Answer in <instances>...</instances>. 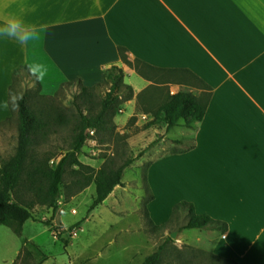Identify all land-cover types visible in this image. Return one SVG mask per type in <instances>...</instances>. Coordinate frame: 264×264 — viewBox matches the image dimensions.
Instances as JSON below:
<instances>
[{
    "label": "crops",
    "instance_id": "1",
    "mask_svg": "<svg viewBox=\"0 0 264 264\" xmlns=\"http://www.w3.org/2000/svg\"><path fill=\"white\" fill-rule=\"evenodd\" d=\"M12 13H22L39 30L27 45L0 37V123L13 116L10 87L22 66L38 75L43 95H52L43 93L45 84L54 92L75 79L93 87L113 66L122 68L124 83L135 92L123 119L135 115L140 97L156 87L208 100L204 118L193 128L181 120L167 131L166 124V137L145 155L146 178L156 194L146 213L156 227L166 219L154 212L161 207L155 180L160 175L166 217L174 203L187 200L196 213L228 224L224 233L178 230L181 243L238 264H264V0H0V25ZM150 70L182 78L159 81ZM190 77L200 85L193 86ZM176 127L180 134L170 135ZM188 138L193 145L184 149ZM119 186L99 205L108 201L118 212L108 209L109 223L92 226L99 217L94 210L84 224L87 233L113 222L129 231L136 227L130 214L140 202L126 192L121 204ZM52 213L49 220L55 223ZM49 227L53 239L69 249ZM33 243L40 246L25 232L3 243L9 264ZM61 257L58 264H67ZM39 264L56 263L49 258Z\"/></svg>",
    "mask_w": 264,
    "mask_h": 264
},
{
    "label": "rangeland",
    "instance_id": "2",
    "mask_svg": "<svg viewBox=\"0 0 264 264\" xmlns=\"http://www.w3.org/2000/svg\"><path fill=\"white\" fill-rule=\"evenodd\" d=\"M130 64L133 65V62ZM137 64V62L134 63V65ZM148 72L159 81L167 79L177 81L178 78H182L181 75L163 73L162 71L150 70ZM189 79L193 86L200 85L194 78L190 77ZM82 83L66 85L60 93L54 92V87L50 88L45 84L43 93L52 95H43L35 79L26 76L25 81H19L15 87L14 97L20 98L27 92L31 109L41 122L46 123L44 129L40 131L38 137L29 147V154L25 160L19 182L11 192L14 201L26 205L36 213L38 219L33 218L35 221H28L23 234L25 232L26 238H33L40 246L34 243L26 245L30 253L27 254V251H24L15 264H39L49 258L50 261L58 264L61 256L64 255L68 260L67 264H142L164 243L165 248L162 251L163 256L160 264H223L209 250L192 244H183L178 237H171L174 231L180 230L179 227L188 221V216L182 213L177 218H173L176 205L187 200L174 203L170 208V215L166 217L167 209L162 206L165 202L161 194L160 175L155 177V180L157 181V190L160 192L157 204L161 207H154V212L159 219L163 217L166 219L163 223L156 224L157 227H155L151 225H155V222L150 216V212L146 213L147 204L154 199L156 194L150 188L146 178L149 164L144 162V157L156 145L155 141L159 142L167 135V122L163 120L160 108L173 95L161 87L153 88L140 97V106L130 119L124 116V119L120 117L125 114L124 111L129 100H126L125 94L128 92L125 88L119 90L118 93L121 94V97L112 105L108 119L99 128L91 130L90 139L77 155L80 163L70 162L67 165L64 180L60 186L61 192L56 203L64 204L65 213L56 212L54 218L57 220L51 224L68 230L71 226L79 223L80 228L65 235V238L70 241V248L67 250L60 242L56 241L57 238L53 239L50 225L45 223V221H50L49 213L53 212V208H49L42 201L48 186V181L43 177L42 171L55 167L61 155L71 148L79 125L76 102L81 103L86 114L95 117L100 113L102 101L109 92V86L104 82L90 87L88 91L84 90V83ZM77 95H79L78 98ZM134 95L133 90L132 98ZM146 96L149 97L146 98ZM180 130L176 127L170 135H179ZM18 137V120L14 113L10 122L0 128V163L2 161L10 162L15 158L18 153ZM183 142L184 149L193 145L190 138ZM140 154L142 156L134 160L128 167H124ZM122 167H124L122 171L124 185L117 187L122 192V196L117 200L123 204V200L126 201L130 194L132 199H137L140 202L136 211L130 214L131 218L134 217L136 227L129 231L113 222L111 228L103 225L95 226L87 233L84 224L94 210L95 215L98 214L100 218L96 215L91 222L92 226L95 222L109 223L107 221L112 218L107 214L108 209L118 212L117 205L112 207L108 201L91 211L90 207L98 196L97 179L102 177V172L108 171L117 175ZM142 194L144 197H139ZM169 205L171 206V204ZM132 207L134 208V204ZM73 209L77 210V214H72L71 210ZM117 214L126 215L125 213ZM43 217L44 219H42ZM91 223H87V225ZM188 230L195 232L201 229ZM52 231L54 235L53 228ZM13 236L17 237L18 235L10 227L0 224V264H9L2 245L5 242L10 243ZM66 252H70L69 257Z\"/></svg>",
    "mask_w": 264,
    "mask_h": 264
},
{
    "label": "trees",
    "instance_id": "3",
    "mask_svg": "<svg viewBox=\"0 0 264 264\" xmlns=\"http://www.w3.org/2000/svg\"><path fill=\"white\" fill-rule=\"evenodd\" d=\"M26 76L34 78L41 90L38 75L32 72L28 66H22L14 72L13 83L10 87V106L13 115L16 113L18 120V153L10 162L2 161L0 166V224L12 228L19 236L23 233V226L26 221L33 219L34 217L26 205L12 199L11 192L19 182L20 174L23 171L25 160L29 154V147L38 137L40 131L44 129V125H46V123L40 121V118L31 109L27 92H25L20 98L16 99L14 97L16 94L15 87L17 83L19 81H25ZM74 83H82V80L75 79L62 83L57 93L63 91L66 85L68 86ZM104 84L109 86V92H107L102 101V109L100 113L97 116L92 117L83 111L80 102H76L79 125L71 144V148L61 155L60 160L55 167L47 168L42 171L43 177L48 181L47 193L42 201L49 208L56 209V202L60 196V186L63 183L67 165L70 162L74 164L80 163L77 155L90 139L91 130L99 128V126L105 123L108 119V113L111 110L112 105L121 97V94L118 93L119 90L124 87L128 92L125 94L126 100H130L133 96V88L124 83L123 69L118 66H113L107 71ZM83 87L85 91H88L90 88L85 85H83ZM114 94L116 95L114 96ZM76 97L78 98L79 95ZM14 103L17 106L14 107ZM207 105L208 100L203 101L189 92H178L172 95L160 108V113L163 114V120L167 122V131L179 125L181 120L184 121L185 126L193 128L195 122L201 121L204 118L207 111ZM8 122H10V118L0 123V128ZM157 142L158 141H155V143ZM140 156H142V154L131 160L130 163L124 167H128ZM124 167L121 168L117 175L108 171H106V173L102 172V177L97 179L98 196L90 207V211L103 203L116 186L124 185L122 181V171ZM180 213L188 216V221L186 224L179 227V231H182L183 229H215L224 233L228 229V224L226 222L216 220L207 214L196 213L193 203L188 201H182L176 205L173 218H177ZM45 223L47 225H52L51 221H45ZM151 225L154 226V224ZM78 228L79 223L71 226L68 230L62 229L59 226H54L55 235L66 247L70 245V241L65 238V235L70 234L71 231ZM164 248L165 243L160 245L159 249L154 254L147 257L142 264H160ZM24 251H27V254L30 253L28 248H24L22 253ZM213 256L222 261L223 264H238L233 259H225L215 254ZM15 263L16 262H14V264Z\"/></svg>",
    "mask_w": 264,
    "mask_h": 264
},
{
    "label": "clouds",
    "instance_id": "4",
    "mask_svg": "<svg viewBox=\"0 0 264 264\" xmlns=\"http://www.w3.org/2000/svg\"><path fill=\"white\" fill-rule=\"evenodd\" d=\"M38 27L24 20L22 13H12L0 25V37L14 40L18 44L27 45L35 37L38 32ZM8 107V103L3 105ZM13 106H17L15 103Z\"/></svg>",
    "mask_w": 264,
    "mask_h": 264
},
{
    "label": "built area",
    "instance_id": "5",
    "mask_svg": "<svg viewBox=\"0 0 264 264\" xmlns=\"http://www.w3.org/2000/svg\"><path fill=\"white\" fill-rule=\"evenodd\" d=\"M52 211H53L52 217H54L56 212L59 213V214H64L65 213L64 204L62 202H59L58 204L56 203V209L54 210V208H53ZM71 211H72L73 214L76 213L75 209H73Z\"/></svg>",
    "mask_w": 264,
    "mask_h": 264
},
{
    "label": "water",
    "instance_id": "6",
    "mask_svg": "<svg viewBox=\"0 0 264 264\" xmlns=\"http://www.w3.org/2000/svg\"><path fill=\"white\" fill-rule=\"evenodd\" d=\"M178 233H179V231H174V232L171 234V237H172V238H177V237H178Z\"/></svg>",
    "mask_w": 264,
    "mask_h": 264
}]
</instances>
